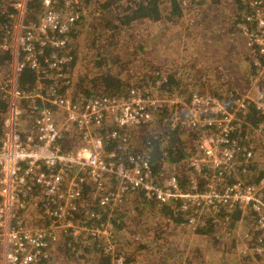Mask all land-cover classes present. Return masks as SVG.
<instances>
[{
    "label": "built area",
    "instance_id": "2783aa9c",
    "mask_svg": "<svg viewBox=\"0 0 264 264\" xmlns=\"http://www.w3.org/2000/svg\"><path fill=\"white\" fill-rule=\"evenodd\" d=\"M34 1L13 0V23L3 29L5 34L0 29V53L12 55L9 72L0 77V102L6 108L0 114V264H35L68 238L77 244L93 240L111 264H124L126 258L113 240L111 215L133 192L148 204L179 205L192 230L205 228L212 217L227 234L234 210H249L262 238L256 251L264 253V177L259 184L222 185L240 158L245 164L261 163L264 172V127L255 130L257 151L232 140L249 110L264 113V0H244L249 13L237 27L257 70L248 77L250 93L234 107L208 94H193L185 101L164 99L148 89L134 90L127 98L76 104L66 81L72 62L70 34L78 23L88 24L95 11L89 10V0H41L43 11L29 21ZM179 1L183 7L212 3ZM27 67L37 76L32 90H23L19 83ZM164 109L172 128L206 131L198 141L199 154L190 159L186 189L172 173L158 181L146 155L134 153L128 140L117 150L106 149L120 139L121 130L138 127ZM66 141L78 143L66 148ZM85 185L93 188L104 211L80 223L73 212ZM101 213H109V220L101 221ZM42 218L50 222L48 227L38 226Z\"/></svg>",
    "mask_w": 264,
    "mask_h": 264
},
{
    "label": "trees",
    "instance_id": "16d2710c",
    "mask_svg": "<svg viewBox=\"0 0 264 264\" xmlns=\"http://www.w3.org/2000/svg\"><path fill=\"white\" fill-rule=\"evenodd\" d=\"M229 2L231 6H233V9L237 10L236 13L228 14V11H225V13L222 12V15H219V11L214 12L215 17L213 20H208L210 16H208L205 12L198 14L197 22L191 25L190 32H186V34L187 36L189 35L190 38H193L199 27H208L213 21H215L218 27H220L222 36H225V30L230 29L228 43L222 44L221 47L212 46L210 52L216 51L215 55L206 59L202 56L200 58H202L203 62L207 64L212 58L218 57L217 60L219 61V64L222 66H228V69H231V73L245 72V75L247 73L249 77V75L255 74L257 70L253 61L251 62V53L248 57L245 47L246 57L243 58L240 55V51L235 50L237 46H242V43L244 42L243 38H245L244 33L237 27L238 22L242 21L243 17L249 13V9L246 1L244 0H229ZM88 5H94L96 10H93V12L96 11L95 13L100 14L101 16L110 17L111 15L113 19L111 20L108 18V20L115 23L111 26V29L115 34L128 32L130 34L128 38L138 40L139 36L136 37L134 35V31L142 28V26H145L146 24H160L167 21L171 24L177 25V22H182L185 11L203 10L201 9L203 6H205L204 10H221V7H227L228 3L227 0H212V3L209 4L190 2L187 7H183L182 3L178 0H89ZM209 5L210 8H208ZM0 6V29L5 34V30L3 29L7 26L10 27L13 23L11 18V15L15 13L13 0H4ZM226 7L222 9L227 10ZM29 9V21L35 20L37 14L43 11L41 8V0H35L31 3ZM95 13H93L94 17L97 15ZM93 20L95 19L92 18L88 24L85 23V21L83 23H78L70 34V56L72 62L67 68L69 75L66 81L70 82L68 95L73 102L78 105L85 106L98 98H127L134 90L144 91L147 89L151 91V93L155 92L157 96L164 99H174L175 97H180L188 101L193 94H199L202 96L205 95L201 83L209 82L213 76L207 74L206 72H202L201 64L194 66L191 69L189 66L183 70L180 68L177 71L175 69L170 70L167 68H157L155 70V74L152 73V70L149 68L143 70L142 73L139 74H124L123 71L126 73V70L130 68V66H135L136 57H129L126 64L123 62V59H113L115 50H111L109 47L102 51L98 49L97 55L99 56L100 61L96 63V66L97 68H100L101 71L93 70L89 72L88 69L87 73H80L79 76H77L75 71L78 63V53L75 49V45L80 36L84 35V39L87 42L89 41L88 35L92 41L95 40L94 43L100 39L102 30H98V33L94 35L97 29L89 25ZM96 20H98V16ZM108 32L109 30H107V34ZM107 34L103 33L104 36ZM104 40L105 42L108 41L107 45L111 42V40H108V37H105ZM195 41L196 39L192 42L188 41V45L185 46L182 40L180 41V44L183 50H185L188 46L195 47ZM211 41V39H208L207 42L210 43ZM116 42H118V38L115 39V43ZM231 42H235L237 45L231 46L229 44ZM227 44L229 45L225 46ZM119 45H122L121 42H119ZM204 45L205 43L202 42L201 47ZM223 46L228 48L222 50ZM123 47L129 48V46L123 45L120 46V49ZM196 51L199 52L201 49ZM196 51H193V54H195ZM232 51H234V53ZM236 53L239 55H236ZM193 54L191 53V50H189L186 54V58L183 57L181 62L188 64L194 60L195 63L196 59L193 58ZM86 60L87 59L85 58L84 62ZM11 63L12 55L10 53H0V77L3 76V73L6 74L9 72ZM145 63L147 62L145 61ZM142 64H144V62H142ZM188 69H190V72ZM206 70L207 69L205 68V71ZM191 75L199 77L201 83L192 81L194 85H185L184 80L187 77H191ZM126 76L128 77V80L126 79ZM191 78L192 80H195L193 77ZM19 83L23 90H32L35 88L37 83L36 73L27 67L20 75ZM186 87H191V89L188 90ZM224 95H227V101L223 99ZM215 97L223 99L229 107H234L238 99L233 91H228L225 92L223 96ZM5 109V104L0 102V114ZM168 116L169 113L165 109L152 113L149 120L138 127L121 130L120 139L116 142L111 141L110 145L106 149L107 151L117 150L116 147L119 146L125 139L130 142V138L132 140V138L139 137L142 139L139 143L140 149L132 148V144L130 147L134 153L146 155L143 156L149 160L154 177L159 181L167 174L172 173L179 178L182 188L186 189L189 186V174L192 172V167L188 168V159H191V157L199 154L198 141L203 137L206 131H191L186 127L181 128V126L172 128L167 119ZM154 125H158V128L161 130L155 129L151 132L150 128ZM260 125L264 127V113L255 109L249 110L246 119L243 120L242 128L232 135L233 142H236L239 147L257 151L259 145L255 142L258 136L255 130L259 128ZM66 143L68 145L64 144V146L66 148H70V142L66 141ZM263 177L264 172L261 170V163L256 161L255 163L245 164L243 159L240 158L239 165L222 185H230L235 181H242L248 184H259L261 180H263ZM111 187H114V185ZM92 191L93 188L90 185L84 186L83 193L77 201L76 210L73 212V218L76 222H89L93 220L90 217L91 214H98L104 211V209L98 207L97 199L93 197ZM116 208L117 209L111 215V221L114 227L113 240L118 248V252L120 254H124L126 258L124 264H140L138 263V251L131 246V243L135 241V239H131L130 241L123 235L131 234L132 229H134L135 226H149L152 218L155 217L159 220L155 223H151L154 231H158L162 228L164 226V222L165 227H168L169 230L171 229L176 231L179 227H181L184 232L188 230L186 221L187 214L180 211L179 205L171 204L159 206L157 204H148L144 201L142 194L139 192L129 193L124 199V203ZM31 211L33 214H36L37 208H34ZM248 212L250 211H243L239 209L234 210L231 215V221L233 224L231 223L230 227L233 228L242 215H245V217L249 216L250 214ZM29 213L30 212H28L27 216L30 222ZM101 216V221L104 222L109 220L110 214L101 213ZM134 217L135 220L132 221L131 219ZM250 217L251 222L253 223V230L249 232L246 239L249 240L250 236H252L251 239H255L254 242L258 243V240L261 238L259 236L260 230L257 228L252 215H250ZM206 220L208 221V224L205 228L194 231L198 236H205L204 238L206 240H210L216 247H218V249H221L223 253H226L225 262L228 264V256L233 255V252H235L236 249L235 241L228 238V233L226 234L215 218L208 217ZM246 220H248V218H246ZM42 225L48 227L50 222L42 218V220L38 223V226ZM61 241L62 238L59 239V243ZM60 247L61 250L59 253L61 252V255H63L67 260L73 261L72 264H111V258H107L104 255L103 248L101 246L98 247L96 242L88 238H85L84 244L74 243L68 238L67 240H64L63 244H61L58 248ZM58 248H52L50 253H48L47 258L41 259L35 264H56V259L53 256ZM202 263L204 262L202 261Z\"/></svg>",
    "mask_w": 264,
    "mask_h": 264
},
{
    "label": "crops",
    "instance_id": "0c3cea01",
    "mask_svg": "<svg viewBox=\"0 0 264 264\" xmlns=\"http://www.w3.org/2000/svg\"><path fill=\"white\" fill-rule=\"evenodd\" d=\"M227 3H228L227 7L225 6L227 10H223L222 8H225V7H221V10L185 11V15L182 19V22L181 21L177 22V25L173 24V26H176L177 31L175 33V37L171 36V39L177 44V49H179V51H184L180 44V41L183 40V44L187 46L188 41L192 42L194 41V39H196L195 47L188 46L187 49L191 50L192 54H193V51L201 49V51L199 52L196 51V53L193 54V58L198 59L202 56L204 57V59H206L208 57H212V52H210V49L212 48V46L218 47L224 43H228V37L230 36L229 34L230 29L225 30L224 31L225 36H222L220 27H218L215 21H213L212 24L210 23L208 27H203V26L199 27V29L197 30L193 38H190L189 35L187 36L186 34V32H190L191 25L197 22L198 14H202L203 12H205L206 14H208V16H210L208 20H213L215 17L214 12L219 11V15H222V12L225 13V11H228V14L236 13L237 10L233 9V6H231L229 0H227ZM210 5L208 6V8H210ZM208 39H211L212 41L208 43L207 42ZM202 42L205 43L203 47H201ZM229 44L231 46L237 45V43L235 42H231ZM229 44L225 46H228ZM243 52L244 53L241 56L245 58L246 53H245L244 48H243ZM207 53L209 54L207 55ZM182 58L183 57H181V59ZM198 60L199 61L195 63H197V65L201 64L202 72H206L207 74L210 75V73L207 70L205 71V68L209 69L207 68L209 66L204 64L202 58ZM191 63H194V60ZM210 63H211V60L207 64L210 65ZM230 71L231 69H228V66H220L217 72H221L222 75L216 72L217 77L236 80L237 90L243 96H247L250 93V89H251L250 86L248 85L247 73L245 77H243L245 72L231 73ZM240 77L244 81V86L242 84H237L238 79ZM238 85H240V90H239ZM248 213L251 215V212H248ZM250 215L247 217L251 218ZM131 220L134 221L135 217L132 218ZM158 220L159 219L153 217L151 220V223L152 222L155 223ZM151 223L149 226H135L134 229H132L131 234H123L130 241L131 239H135V241L131 243V246L138 251V261L141 262L140 264H210V261L212 260V258L216 254L219 255V251L221 252V256H220V260L218 264H222V263L226 264L225 262L226 253H223L221 249H218V247H216L213 244V242H211L210 240H206L204 238L205 236L204 237L200 235L198 236L197 233L194 230H192V228H190L189 226L186 232H184L181 227H179L178 230L174 231L171 229L169 230V228H166L165 222H164L163 227H165L167 230L160 228L158 231H154V228L153 226H151ZM231 223H230V226H231ZM238 228L239 229L241 228L240 230H242L243 232L241 234L244 235V238L248 246L247 249L253 253H256V256L259 257L256 251L257 243L254 242L255 239H251L252 236H250L249 240L246 239L249 232L253 230V223L252 222L251 224L246 223L244 219L241 217L240 220L235 224L233 228L230 227V232L228 233V238L235 241V248H236L235 252H233L234 254L231 256H228L229 258L228 264H237V263L245 264V262L248 260L249 262L247 264H250L251 261L253 264H257L256 259L252 260L251 257L241 256L236 253L237 248H239V244L237 240L238 238L236 234L241 238V235H239L240 232H236ZM178 238H179V241L183 244L182 248L176 246L174 239H177L178 241ZM60 250L55 252L53 256L56 259L55 261L57 262L56 264H69V260H67L63 255H61V252L59 253ZM202 261L204 263H202Z\"/></svg>",
    "mask_w": 264,
    "mask_h": 264
},
{
    "label": "rangeland",
    "instance_id": "374dc122",
    "mask_svg": "<svg viewBox=\"0 0 264 264\" xmlns=\"http://www.w3.org/2000/svg\"><path fill=\"white\" fill-rule=\"evenodd\" d=\"M205 6H203L201 9L204 10ZM89 10H96L94 5L89 6ZM188 10V9H187ZM96 12V11H95ZM97 14V13H95ZM94 14L91 13V17L95 20H93L89 25L95 27L97 31L95 32L94 35L98 33V30H102L100 34V39L94 43L95 40H91L89 35L88 39L89 41H85L84 35H81L79 40L77 41L75 45V49L77 51V56H78V63L76 65V74L79 76L80 73H87V70L89 69V72L93 70H100V68H97L96 63L100 61L99 56L97 55L98 49L100 51L110 48L111 50H115L113 54V59L119 58L123 59V62H128L129 57H136V63L135 66H130L125 71H123L124 74L128 73H142L143 70L145 69H150L152 70V73L156 72L155 70L157 68H167V69H172V70H179L180 68L185 69L186 67H190V69L194 66H197V63H182L181 62V57L186 58V54L189 52L188 49L184 51H179L177 49V44L171 39V36L175 37V33L177 31L176 26H173V24L164 21L160 24H146L145 26H142V28L135 30L134 35L137 37L139 36L138 40L135 39H130L128 36L130 35L128 32H121V33H114L113 30L111 29V26L114 25L115 23L113 21H109L108 18L111 20L113 19L110 15V17H105L101 16L100 14H97L95 17L93 16ZM98 16V20H96ZM91 18V19H92ZM90 19V20H91ZM89 23V21H88ZM140 25V24H139ZM140 27V26H138ZM87 30V27H86ZM85 30V31H86ZM107 30H109L107 34ZM84 31V32H85ZM138 32V34H137ZM107 34L106 36L103 35ZM133 34V32H132ZM108 37V40H111V42L107 45L108 41L105 42L104 38ZM118 38V42L115 43V39ZM135 40V41H133ZM244 40V42H243ZM242 40V46H237L235 48L236 51H240V55H243V48L245 49L246 46V41L245 38ZM119 42H121L122 45H119ZM129 46L123 47L120 49V46ZM220 45L219 47H221ZM138 47V48H137ZM228 47H222L223 49H227ZM215 52H212V56L215 55ZM234 53V51H232ZM246 53V51H245ZM209 53H207L208 55ZM236 55H239L236 53ZM217 57V55H216ZM87 59L84 62V59ZM218 58V57H217ZM217 58H212L210 65L204 63L205 65L209 66L207 68V71L210 73V75L213 76L209 82L206 83H201L200 78L191 75L195 80H192L191 77H187L184 80V84L187 86H192L194 85L192 81H196L197 83L200 82L203 86V92L204 94H211L215 96H223L225 92L228 91H233L238 99L242 98V94L237 90L236 88V80H231L229 78H219L217 77V73L222 75L221 72H217L218 68L222 65L219 64V61ZM145 61L147 63H145ZM199 60L196 59V62ZM144 62V64H142ZM127 64V63H126ZM178 65V66H176ZM190 69L188 71L190 72ZM101 71V70H100ZM217 72V73H216ZM242 77V76H241ZM241 77L238 79L237 84H242L244 86V81L241 79ZM245 77V73L244 76ZM126 79L128 80V77L126 76ZM239 90H240V85H238ZM188 90L191 89V87H186ZM154 95L157 96L155 92H153ZM180 98V97H179ZM183 99V98H182ZM224 100L227 101V95H224L223 97ZM222 99V100H223ZM185 100V99H183ZM187 101V100H185ZM189 101V100H188ZM238 101V100H237ZM155 129H159L158 125H154L150 128V131L153 132ZM185 139V138H184ZM141 138L135 137V138H130V142L132 144V148H139V143L141 142ZM77 141L73 142L72 145H77ZM71 145V143H70ZM71 145V146H72ZM189 164L188 168H190V158L188 159ZM137 213H142V212H137ZM244 221L246 223L251 224V218L242 216ZM248 218V220H246ZM163 229H166L165 227H162ZM168 228V227H167ZM241 229V228H240ZM239 228L237 229L236 232H240L239 235H241V238L236 234L239 248H237V254L241 256H248L251 257L252 260H257V264H264V253H258L259 257L256 256V253L251 252L250 250L247 249V243L244 238V235L241 234L243 233L242 230ZM167 230V229H166ZM138 232V231H136ZM264 235V233H263ZM180 236V235H179ZM173 238V236H172ZM176 246L182 248L183 244L177 239H174ZM221 252L219 251V255L216 254L212 260L210 261V264H218L220 260ZM259 258V259H258ZM249 261H246L245 264H247ZM73 261L69 260V264H72ZM138 263H141L138 261ZM238 264V263H237ZM250 264H253L252 262Z\"/></svg>",
    "mask_w": 264,
    "mask_h": 264
},
{
    "label": "clouds",
    "instance_id": "9594fccd",
    "mask_svg": "<svg viewBox=\"0 0 264 264\" xmlns=\"http://www.w3.org/2000/svg\"><path fill=\"white\" fill-rule=\"evenodd\" d=\"M247 80H248V76H247ZM248 85L250 86V83H249V80H248ZM206 95V94H205ZM211 96V95H210ZM215 97V96H214ZM216 98H218V97H216ZM218 99H220V98H218Z\"/></svg>",
    "mask_w": 264,
    "mask_h": 264
},
{
    "label": "bare ground",
    "instance_id": "6f19581e",
    "mask_svg": "<svg viewBox=\"0 0 264 264\" xmlns=\"http://www.w3.org/2000/svg\"><path fill=\"white\" fill-rule=\"evenodd\" d=\"M179 1V0H178Z\"/></svg>",
    "mask_w": 264,
    "mask_h": 264
}]
</instances>
